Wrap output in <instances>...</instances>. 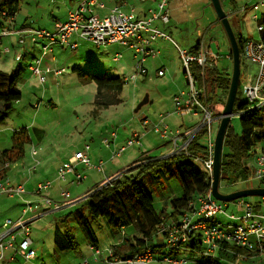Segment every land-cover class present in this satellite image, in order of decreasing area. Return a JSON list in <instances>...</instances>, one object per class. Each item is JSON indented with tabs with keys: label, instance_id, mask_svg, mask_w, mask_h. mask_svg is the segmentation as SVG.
Wrapping results in <instances>:
<instances>
[{
	"label": "rangeland",
	"instance_id": "374dc122",
	"mask_svg": "<svg viewBox=\"0 0 264 264\" xmlns=\"http://www.w3.org/2000/svg\"><path fill=\"white\" fill-rule=\"evenodd\" d=\"M40 1H42L41 4ZM261 1L262 0H254V3L256 4ZM19 3L20 9L18 10L17 17L20 24L27 23L35 27H50L52 26V20H54L50 11L60 6L63 0H56L55 4H53L51 0H20ZM45 3L47 9H50V11L43 15V13H45L43 11ZM102 10L103 9L97 7V12H100L101 15H105L104 13L106 10ZM250 10L249 13L241 12L239 15L240 17H244L245 21L242 24V33H238V36L243 34L242 36H244L243 38L245 39H249V35L258 36V26L264 18L262 14L264 12V6L258 11L254 9ZM256 13L261 16V19L255 18ZM180 30L182 32L181 34L178 32L177 28L170 30V33L168 31L172 36V39L168 40L171 44L170 53L165 54L164 52L165 56L163 54V58L161 56L148 58L149 63L153 66V69L150 68V73H141L136 80L125 81L121 91L112 92L114 97L120 99L119 102L115 103L107 104L106 102L100 101L98 96V84L96 81L89 78H82L80 72L88 77L91 73H99L122 79L133 76L137 72L135 67V51L125 45L117 43L99 47L92 41L83 39L77 49L57 46L55 55L59 58L60 68L63 69V73L60 75H56L54 72L48 74L46 83H42L39 76L33 74L31 70H28V60L22 62L23 71L16 85L17 90L22 92V98L9 105L0 103V110H4L6 113L5 117L0 118V149H12L15 146L14 137H31L33 145L31 142L27 143L25 154L20 159L12 162L11 178L13 177L14 180L18 179V175L13 174L15 168L20 166L22 168H27V163L30 162L36 164L35 160L33 162V157L31 156L32 147L34 146L37 151L40 150L41 160L37 168H45L46 170L52 171L58 168V164L66 158L69 153L84 149L86 144H90L94 149L98 148L103 151L107 147L104 139L106 137H110L111 139V137H113L111 136L113 131L118 134L117 137L121 138L127 137L128 134L133 136L135 130L139 132H148L142 141L143 146H128L127 150L123 152L125 156L122 161L125 165L132 162V159L130 160V158L127 157V155L130 154L131 147L139 153L141 150L149 152L151 156L154 157H163L171 154L174 146L170 137L173 139L178 128L184 129L186 127L197 126L202 123L204 118V114L202 113L195 115L191 112H185L182 114V112H178L176 108L175 97L189 89V82L184 70V64L176 44L184 49H189L196 45L201 37L197 35L198 29L192 31L181 28ZM202 32L204 31L202 30ZM223 33L225 38L224 41H227L228 44L229 39L226 36L227 34L224 30ZM205 39L210 43V47L213 51H217L218 48H220L219 46L222 45L218 42V39L214 37V30L212 27H209L205 32ZM117 54H122V57L116 59ZM219 65L220 68L229 66V74L232 76L233 61L228 62L223 58ZM164 66L166 67V72L160 75L159 69ZM75 67H79L81 70L77 71ZM245 70L244 67L243 71ZM207 86L209 87L208 84ZM221 90L223 95L221 93V96L215 98L212 104L210 103L215 114H218L219 110L224 107L219 99L225 98L227 90L226 92L223 89ZM147 97L148 101L138 109L139 104L145 101ZM161 113H170L167 117L169 133L168 136L165 137L161 136V134L156 131L146 129L143 124L145 117H148L155 123H159L161 120ZM220 122L221 120L219 118L213 121L212 136L214 141ZM232 125L236 132L241 131L239 114H236L232 118ZM197 135L201 144L208 146L210 143L209 133L207 131H200ZM148 137H150L149 140H147ZM122 145H127V140ZM256 148H258L259 152H262L264 149V141L260 142ZM28 170L29 168L26 170V173H29ZM110 175L111 174H109V176ZM99 177L102 181L106 179L107 175L100 173ZM67 180L68 177L63 181V184H67ZM110 181L108 179L107 182ZM79 185L68 183L67 186L64 187V190L76 196L79 189L75 191L74 189ZM159 187H161V185ZM162 193L172 196L181 195L182 189L179 180L164 179L161 191H157L158 195ZM5 197L6 196L0 197V201L5 199ZM159 197L162 199V196ZM245 199L252 202L262 201V209L264 210V200L262 196H250ZM221 203L226 208V213H219L217 216L219 222L223 224L229 223L230 218L228 214H242L234 201ZM18 206H22V204H18ZM168 208L171 210L170 206H168ZM74 210L75 209L68 211L65 215ZM83 210L86 215L90 217L96 231H100L102 228L101 224L107 225L103 218L95 221L89 214V210L85 208ZM8 214L12 217L15 216L14 213L9 212ZM63 217L58 219V226L66 234V225L68 223L70 224L71 235L74 237V241L79 244V248L77 250L67 251L68 256H63V252H59L56 245L57 228H44L43 221L35 222L31 226L33 228V240L38 250V256L35 258L36 261H34L33 264L57 263L55 255H57V257L60 256L61 261H72L71 258L75 256L83 259L84 256H87L88 252H91L90 241L77 215L70 214L69 220L64 223L62 222ZM50 219H52V216L47 218V220ZM100 235L103 236L102 233ZM165 242L166 238L156 236L151 241V244L157 245L164 244ZM164 249L169 251L170 247L166 246ZM201 250H188L185 248L178 250L180 258L185 260L182 264H196L197 260H200L203 254ZM216 255L218 260L221 261V264H234L237 261L235 257H229L219 253V251ZM262 257H264V255H262ZM261 262L262 260L260 259H244L240 264H261Z\"/></svg>",
	"mask_w": 264,
	"mask_h": 264
},
{
	"label": "built area",
	"instance_id": "2783aa9c",
	"mask_svg": "<svg viewBox=\"0 0 264 264\" xmlns=\"http://www.w3.org/2000/svg\"><path fill=\"white\" fill-rule=\"evenodd\" d=\"M256 5L255 9L259 10L260 6ZM97 7L104 9L106 7L103 0H82L81 3L69 11L65 21L56 22L53 30L36 28L30 30L31 38L34 41H45L43 45L44 54L52 52L55 45L71 47L77 49L81 40L86 39L92 41L97 46H106L114 43L125 45L135 51V67L137 72L131 77H125V81L136 80L138 75L146 71V61L150 57H158L160 50L153 44L157 39L171 40L172 36L164 29L156 25L157 22L163 24L170 23L171 9L170 0H160L156 10L151 11L149 16L141 17L135 10L126 12L120 6L114 7L109 13L101 15L97 12ZM4 14H8L5 11ZM263 29V26H260ZM10 30L5 29L4 34H8ZM77 35L78 40L72 41V37ZM184 64V70L189 82V89L183 91L175 97L176 108L178 112L193 114H204L202 123L198 126L186 130L184 133L178 129L173 137L176 145L175 154L181 151H187L189 144L197 136L200 131L207 130L210 135V143L208 144V158L203 160L197 157V160L202 164L203 168L208 171L213 179L214 170V146L215 142L212 139L213 121L219 116L214 113L208 101V86L204 81L203 85L195 76L193 64H197L203 70L206 69L210 60V51L206 43L201 42L196 52H191L189 49H184L176 44ZM243 54L249 61L259 65L257 78L253 82H248L242 86L243 96L249 101L250 108H256L264 104V41L257 39H248L244 42ZM122 54H117L116 59H120ZM23 56L18 55L17 60H22ZM43 57L35 58L31 64V71L39 76L42 83L47 82V74L42 68ZM63 73V69H57L56 74ZM160 75L164 74V70L159 71ZM170 113H161L160 122L153 123L150 130L160 133L161 136H168L169 125L167 117ZM146 124H150L148 119ZM147 131H135L133 136L127 140V145H123L116 155H121L127 150L128 146H142L144 136ZM111 139L116 138L118 134L113 131ZM110 137H106L104 142L110 144ZM90 144H86L84 149L76 151L73 156L65 161L58 168V177L65 181L71 172L77 171V165L83 164L91 166L89 151ZM37 151L33 150V155ZM146 155V154H145ZM255 172L252 179L264 180V151L258 152L254 156ZM9 166V162L5 167ZM102 169L101 166H98ZM85 179L82 173L77 172L75 181L80 182ZM110 181V180H109ZM53 182L43 181L38 184L36 193H42L52 187ZM6 193L9 195L24 196L27 189L23 184H12L10 179L6 181L0 180V194ZM61 196L72 201L70 192L61 190ZM46 203L59 207L61 201H56L51 197H45ZM217 200L212 190L197 197L191 202L192 210L185 212L179 216L177 220L164 222L160 226L159 234L165 236L167 246L170 249H177L191 243L193 238L197 237L202 243V256L215 257L217 252L224 244H231L243 248L255 250L257 247L264 244V211L257 209L255 203L241 198L234 201L242 214H228L230 222L223 224L218 221L219 213H226L224 205ZM224 203V202H223ZM32 208V202H27L25 211ZM32 222L23 218L14 220L11 218L0 222V260L3 258L6 249L16 246L17 253L21 257L30 261L37 256V250L33 246L32 238ZM18 236L20 240L17 241ZM255 236L256 241L252 240ZM97 252L99 250L97 249ZM245 256L238 254L237 261L234 264H240L241 259ZM156 261L154 251L151 247L136 253L128 258L114 257L113 253L106 264H119L125 262L127 264H151ZM180 257L165 255L162 257V263L167 264H182ZM87 264V263H86Z\"/></svg>",
	"mask_w": 264,
	"mask_h": 264
},
{
	"label": "trees",
	"instance_id": "16d2710c",
	"mask_svg": "<svg viewBox=\"0 0 264 264\" xmlns=\"http://www.w3.org/2000/svg\"><path fill=\"white\" fill-rule=\"evenodd\" d=\"M19 2L20 0L1 1L0 18L1 16H14L20 9ZM5 11H8V14H4ZM238 39L243 60H245L243 54L245 40L243 36H238ZM198 47L195 46L190 51L196 52ZM192 68L199 85H203L204 81L209 85L208 101L211 104L215 98L220 96L219 90L221 93V89L225 92L227 90L228 94L231 85V76L228 72L219 67L211 66L210 62L204 70L195 63ZM75 70L79 71L81 69L75 67ZM21 72V68L16 69L12 73L0 69V103L9 105L22 98V92L16 88ZM80 76L96 81L100 101L107 104L120 101V99L114 97L112 92L121 91L124 87L125 79L109 77L99 73H91L88 77L80 72ZM227 94L225 98H218L221 100L222 106L225 104ZM242 94L240 85L235 111L239 113L241 131L236 132L231 122L224 147L221 184L223 185V182H225L230 187H238L239 185L242 188L264 186V180L247 182L249 178L253 177L255 172L253 158L259 152L256 146L264 141V104L256 108H250L249 101ZM221 111L220 109L216 115H220ZM5 116L4 110H0V118ZM14 138L15 146L12 149L0 152V167L7 162L20 159L25 154L26 144L31 140V137ZM197 157L203 160L208 158V146L201 144L198 135L189 144L187 151H181L167 158L153 157L147 153L145 158L140 159L141 163L136 168L130 169L121 177L107 183L100 189L94 190L86 201L82 202L73 212L65 215L62 218V222H67L70 214H76L86 231L90 243L98 247L99 240L96 230L90 217L84 212L83 209L85 208L89 210V214L95 221L103 218L114 232H117V230L122 231L126 226L134 227L135 231L132 234L126 235L121 242L113 245L112 253L114 257L128 258L146 249V247H151L155 252L157 247L160 246L151 244V241L157 235H160L159 228L162 223L177 220L181 214L192 210L191 202L212 190L213 179L197 160ZM164 179H178L182 194L179 196L164 195L163 193L158 195L157 191H161ZM160 185L161 187H159ZM159 196H162V199ZM257 203L260 204V202ZM168 206H170L171 210H169ZM69 225V223L66 225V234L60 227L57 228L56 245L59 252H67L79 248V244L74 241L75 239L71 235ZM188 245L198 250L202 249L201 240L197 237L193 238ZM227 248L233 249L234 253L232 255L236 259L238 254H243L245 257L254 254L258 256L264 255V244L255 250L224 244L219 253L231 256ZM220 263L218 257H203L198 260V264Z\"/></svg>",
	"mask_w": 264,
	"mask_h": 264
},
{
	"label": "crops",
	"instance_id": "0c3cea01",
	"mask_svg": "<svg viewBox=\"0 0 264 264\" xmlns=\"http://www.w3.org/2000/svg\"><path fill=\"white\" fill-rule=\"evenodd\" d=\"M1 1H4V0H0V2ZM81 1L82 0H63V3H60V6H57L56 9H52L51 11L50 9H47V5L45 3V6L43 7V11L45 13H43V15H45L46 12L50 11L51 15L54 17V20H52V26H50L51 28L47 26L35 27L27 23L20 24L18 17H17L18 12L12 17H7V16L2 17L1 16V19H0V69H3L10 73L14 72L18 68H21V71H23V65L21 64L22 62H25L26 60H28L27 65H28V70L30 71L31 70L30 66L34 62L35 58L43 57L42 68L45 70L46 74L48 75L53 72L56 74V70L61 69V68H60L59 58L55 54L57 51V46H61V45H55L52 52L44 54L43 45L45 41L43 40L34 41L31 38L30 30H33L36 28H44V29H49V30L54 29L56 22L65 21L68 17L69 11L73 8H76L81 3ZM103 1L106 5V7L103 9V10H106L104 14L109 13L114 7L120 6V8L126 12H131L132 10H135V12L139 16L145 17V16H149L152 13L151 11L157 9L158 3L160 0H103ZM222 1L224 3V7L226 11L230 15V19L233 23L237 37L239 35L238 33H242L241 31L243 30L242 24L245 21L244 17L239 16L241 12L249 13L251 11L250 9L256 10L255 6L260 5L262 3L263 5L260 6L259 10H261V7L264 6V0L256 4L254 3V0H222ZM51 2L55 4L56 0H51ZM41 3L42 1H40V4ZM170 9H171L170 23H167L165 25L161 22H157L156 23L157 26H159L161 29L166 30L167 32L169 31V33H170V30H174L175 28H177L180 34L182 33L180 30L181 28L185 30H192V31L198 29L197 35L201 37L198 40L197 44L192 46L191 48L195 46H199L201 42H205L208 50L210 51L209 62H210V65L213 67L220 68L219 64L223 58L227 60L228 62L233 61V54L231 50L230 41H228V44H227V41L226 42L224 41L225 39L224 33H223L224 28L221 22L219 21L218 15L216 13L214 6L212 5L211 0H170ZM262 14L264 17V12ZM255 18L261 19V16L258 13H256ZM263 22H264V18L262 19V21L260 22L258 26V30H259L258 36L255 37V36L249 35L248 36L249 39L254 38L257 40L264 41V23ZM260 26H263V29H260ZM209 27L213 28L214 37L218 39V42H220V44H222L221 46H219L220 48H218L217 51H213L210 47V43L207 42L205 39V32L207 31ZM5 29L10 30L8 34H4ZM202 30L204 32H202ZM242 35L243 34H241V36ZM77 40H78L77 35H74L72 37V41H77ZM244 40L246 41L248 39L244 38ZM114 44H117V43H114ZM153 45L157 49L160 50L159 56H161L162 58H163L164 52L165 54L171 52L170 41L166 39H162V38L157 39ZM191 48H189V50ZM18 55L23 56V59L21 61L17 60ZM242 60H243V56H242ZM152 67L153 66L149 63V59H148L146 61V71L144 72V74L150 73V68ZM223 67L224 68H220V69L229 73V69H228L229 66H223ZM244 67L246 70L243 71V75L241 76V84H240L241 88L244 84L255 81L257 78L258 72H259V65L249 61L248 59H246V57H245V60L242 61V70ZM160 70H164V73H165L166 67L165 66L163 68L161 67L159 71ZM242 78H243V81H242ZM231 79H232V76H231ZM220 94H221V91L219 90V95ZM218 116L220 117L221 114ZM147 119H148V122H150V124H146ZM153 123L155 122H153L148 117H145L143 120V124L148 130H150L149 127ZM147 126L149 127L147 128ZM192 127H195V126L186 127L180 130L184 133L186 130L191 129ZM151 130H153V128ZM204 131L206 132L207 130L205 129ZM212 132H213V127H212ZM131 136H132L131 134H128L127 137H123V138L116 137L115 139L112 138L110 144H107V147L103 151L98 148L94 149V147L91 146V149L89 151L91 166H85L83 164H79L77 165V171L71 172L67 176L68 177L67 184L68 183L77 184V185L80 184L79 186H76L74 189V191L76 189H79V192L76 195L77 197L73 196V194L71 195L73 199L72 201H67L61 196V190L64 189V187H66L67 184H63V181L59 179L58 168L65 161L70 159L75 152L69 153L67 157L64 158L58 164L57 169L55 168L52 171H50V170H46L45 168L43 169L37 168V165L40 163V160H41L40 150L37 151L34 146L32 147L31 156L33 157L32 158L33 162L35 160L36 164H32L30 162V163H27L28 165L27 168H22L21 166L18 168H15L13 174L18 175L17 180H14L13 177L11 178L12 162H9L8 167H5V164H6L5 163L3 166L0 167V171L2 172L0 174V180L6 181V179H10L12 184H23L25 185L27 189V193L24 196L9 195L6 193L0 194V197L6 196L5 199H2L0 201V222H4L5 219H8V218H11L14 220L23 218L24 220H27V221L30 220L32 224H34L35 222L43 221L44 228H48V229H51L52 227L58 228L59 227L57 224L58 219L60 217H63L68 211H72L73 209H76L77 207H79L82 202L86 201L92 195L94 190L98 188L100 189V187L106 185L107 183H110L114 179L121 177L124 173H126L130 169L136 168L137 165L141 163L140 159L145 158V154L148 153V155L151 156L149 152H144L143 150H141L139 153L135 151L133 147H131L132 149L130 150V154H128L127 157L130 158V160L132 159V162L125 165L122 161V159H124V156H125L123 155L124 153H122L121 155H116V153L121 149V147L123 146L122 144L125 143V141L128 140ZM211 136H212V133H211ZM149 138L150 137H148L147 140H149ZM170 139L171 141H173V146H174L173 151L171 152V154L167 156L159 157V158H167L175 154L177 147L174 143V139H172L171 137ZM212 139H213V136H212ZM30 142L32 144V140H30L29 143ZM134 146H137V144ZM34 149L37 151L36 155H33ZM1 151L3 150L0 149V152ZM262 151H264V149ZM253 163H255L254 158H253ZM98 166H101L102 169H99ZM28 168H29L28 170L29 173H26V170ZM77 172L82 173L85 176V179L83 181H80V182L75 181ZM100 173L107 175L106 179L101 181L99 177ZM108 173L111 175L109 176ZM108 179L109 180L111 179V181L107 182ZM48 180L53 182L52 187L44 191L42 195H38L36 193L38 184L40 182L48 181ZM252 181L255 182L256 180L252 179V177L247 180L248 183H251ZM254 187H262V186H254ZM220 188L223 193H229L232 190H236L237 188L243 189L241 186L230 187L225 182H223V185L221 184ZM45 197H51L52 199L56 201H61V204L59 205V207H54V206L51 207V205L46 203ZM262 197L264 200V196ZM28 201L32 202V208L27 209V211H25L26 204ZM257 202H260V204ZM257 202H253L256 204L257 209L264 211L262 209L263 208L262 201H257ZM18 204H22V206H18ZM9 212L14 213L15 216L13 217L10 216L8 214ZM50 216H52V219L47 220V218H49ZM101 225H102V228L100 229V231H96V234L99 240L98 247L90 243V250L92 253L88 252L87 256H84L83 259L78 256H75L71 258L72 261H68V260L61 261L60 256L57 257V255H55L57 263L58 264H86V263L87 264H106L110 258V255L112 254L113 245L118 242H121L126 235H130L135 231L133 226H126L122 229V231L117 230V232H114L108 225H103V224ZM101 233L103 234V236L100 235ZM157 236L163 237L161 235H157ZM32 238H33V228H32ZM19 240H20V236H18L17 238V241ZM252 240L254 242L256 241L255 236L252 237ZM166 243L167 242H165L164 244H157L160 247H157V249L154 252L156 261L153 263L163 264L162 257L165 255H172L175 257H180L178 250H180L181 248H185L188 250L189 249L195 250V248H192L189 245H185L183 247H180L177 249H170L169 251H167L166 249H164V247L167 246ZM33 246L37 250V248L35 247L34 240H33ZM97 249L99 250V252H97ZM227 251L229 255L233 256L232 254L234 253V251L232 248H227ZM62 254L65 257L68 256L67 252H63ZM37 256L35 258H37ZM215 257H217V255ZM35 258L30 261L24 260L21 257V255L17 253L16 246H13V247L6 249L3 258L0 260V264H33L34 261H36ZM244 259L245 260L246 259H249V260L260 259L262 260L261 264H264V257H262V255L258 256L254 254L251 256H246L243 259H241V261ZM57 263L53 262V264H57ZM119 264H127V263L120 262ZM196 264H198V260Z\"/></svg>",
	"mask_w": 264,
	"mask_h": 264
},
{
	"label": "water",
	"instance_id": "95a60500",
	"mask_svg": "<svg viewBox=\"0 0 264 264\" xmlns=\"http://www.w3.org/2000/svg\"><path fill=\"white\" fill-rule=\"evenodd\" d=\"M211 2L216 10L219 21L221 22L225 32L227 33L233 54V73H232L231 85L226 103L222 110L221 116L219 117L221 122L215 139L212 193L217 200L222 202L236 201L238 199L246 198L250 196H264V186L243 188L229 193H223L220 188L222 182L223 157H224L226 136L230 128L232 118L237 114V112L235 111V107H236L239 88L241 84L243 60H242V50L237 34L235 32L233 23L230 19V15L228 14V12L224 7L223 1L211 0ZM147 101H148V97L145 101L139 104L138 109L141 108L142 105Z\"/></svg>",
	"mask_w": 264,
	"mask_h": 264
}]
</instances>
